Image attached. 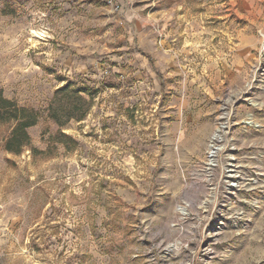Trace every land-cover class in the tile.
Instances as JSON below:
<instances>
[{"label":"rangeland","instance_id":"1","mask_svg":"<svg viewBox=\"0 0 264 264\" xmlns=\"http://www.w3.org/2000/svg\"><path fill=\"white\" fill-rule=\"evenodd\" d=\"M0 91V264H264V0H0Z\"/></svg>","mask_w":264,"mask_h":264},{"label":"trees","instance_id":"2","mask_svg":"<svg viewBox=\"0 0 264 264\" xmlns=\"http://www.w3.org/2000/svg\"><path fill=\"white\" fill-rule=\"evenodd\" d=\"M71 84L66 81L64 85L59 87L55 91L53 103H59V108L50 105L49 115L59 124L63 125L64 122L60 120L58 113L65 116V119L75 118L81 120L84 118L86 111H83L79 115L73 113L74 101L67 95L63 101L59 100L61 93H73L76 101L85 102V99L79 92L84 89H77L71 91ZM71 91V92H70ZM38 121V113L29 107L19 105L15 100L7 98L0 91V127H3L4 133L1 137V146L4 151L13 154H20L25 148H29L33 151L35 149L31 147V137L28 133V129L35 125ZM55 142L62 144L64 147L76 145V141L68 134H65L59 130L55 137Z\"/></svg>","mask_w":264,"mask_h":264},{"label":"bare ground","instance_id":"3","mask_svg":"<svg viewBox=\"0 0 264 264\" xmlns=\"http://www.w3.org/2000/svg\"><path fill=\"white\" fill-rule=\"evenodd\" d=\"M222 126H224L223 124L222 125H220V128H223ZM213 138H216V139H222V138H225V134H219V133H214V135H213ZM214 145V144H213ZM215 147L213 146L212 147V149H211V155H210V161H213V155H214V152H215Z\"/></svg>","mask_w":264,"mask_h":264},{"label":"built area","instance_id":"4","mask_svg":"<svg viewBox=\"0 0 264 264\" xmlns=\"http://www.w3.org/2000/svg\"><path fill=\"white\" fill-rule=\"evenodd\" d=\"M210 155H211V153H210Z\"/></svg>","mask_w":264,"mask_h":264}]
</instances>
